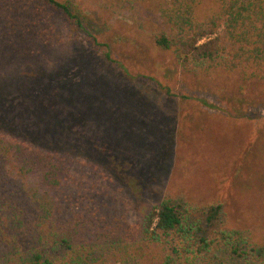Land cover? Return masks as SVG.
Segmentation results:
<instances>
[{
  "label": "trees",
  "instance_id": "obj_1",
  "mask_svg": "<svg viewBox=\"0 0 264 264\" xmlns=\"http://www.w3.org/2000/svg\"><path fill=\"white\" fill-rule=\"evenodd\" d=\"M139 1L114 0L128 10ZM44 8L55 11L67 31H77L87 40L88 49L70 41L73 56L66 60L90 69L78 88L64 76L65 64L50 69L33 66L37 68L34 83H46L43 88L22 89L11 86V80L0 84V98L7 102L5 107L0 105V113L18 102L20 110L12 107V113L22 117L14 125L0 121V264H190L200 260L229 264L215 254L223 250L238 259L231 264H264V236L248 243L242 232L219 227L207 236L199 221L191 220L183 205L172 199L163 197L145 206L135 224L126 216L108 213L100 203L82 206L81 198L72 197L84 193L82 197L90 202L100 198L99 192L93 196L92 184L82 189L72 172L75 164H83L80 158L91 157L87 150L94 148L101 152L94 159L104 165L105 172L133 188L137 198L132 206L139 201L142 185L136 189L132 178L123 175L127 163L106 157L103 148L109 142L93 134L101 119L109 126L98 100L112 94L105 83L94 88L91 82L95 77L103 80L107 66L112 78L129 73L111 56L110 44L89 31L73 0H0V29L22 36V30L30 29L20 24L33 26ZM155 12L157 23L149 39L171 52L181 68L203 75L220 69L235 72L242 80H264V0H162ZM59 23H46L36 32L41 30L42 36L50 31L58 38ZM31 49L43 54V49ZM148 79L166 97L189 98ZM112 96V101L117 99ZM219 210L220 204L202 210L205 225L217 220Z\"/></svg>",
  "mask_w": 264,
  "mask_h": 264
},
{
  "label": "rangeland",
  "instance_id": "obj_2",
  "mask_svg": "<svg viewBox=\"0 0 264 264\" xmlns=\"http://www.w3.org/2000/svg\"><path fill=\"white\" fill-rule=\"evenodd\" d=\"M161 1L140 0L135 9L128 10L118 7L114 0H73L89 31L110 44L111 56L129 73L112 78L107 66L103 80L95 77L91 82L94 88L105 83L117 97L98 100L109 126L106 128L101 119L93 134L109 142L103 148L108 152L106 157L127 163L123 175L132 178L136 189L142 188L137 205L132 206L137 198L133 188L105 172L104 165L94 159L101 152L97 154L92 148L87 150L91 157L80 158L83 164H75L72 172L81 180L82 189L92 184L93 196L99 192L100 198L90 202L82 197L84 193H73L72 197L81 198L82 206L100 203L103 210L126 216L135 224L145 206L169 198L183 205L188 217L198 220L207 236L219 227L242 232L248 243L257 242L264 236V80H242L235 72L220 69L195 74L178 66L171 52L149 39ZM50 10L44 8L31 27L22 22L20 27L30 29L22 30V36L0 29V84L11 80V86L22 89L43 88L46 83H34L37 68L33 66L50 69L65 64L68 70L64 76L73 79L78 88L90 67L67 62L73 56L68 44L71 41L88 49V42L77 31H67L58 14ZM46 23H59L62 33L59 31L58 38L50 31L39 36L41 30L37 33L36 28L43 29ZM31 46L43 49V54L32 53ZM91 62L97 70V64ZM28 77L32 78L29 82ZM148 77L189 98L166 97ZM6 104L0 98L1 107ZM19 106L17 102L1 111L0 121L17 124L22 117L12 113V107L16 110ZM214 204H220L217 220L207 226L202 210ZM215 254L225 263L238 260L224 250Z\"/></svg>",
  "mask_w": 264,
  "mask_h": 264
}]
</instances>
